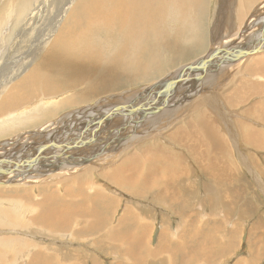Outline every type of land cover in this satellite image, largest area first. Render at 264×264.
Returning a JSON list of instances; mask_svg holds the SVG:
<instances>
[{"label": "bare ground", "instance_id": "6f19581e", "mask_svg": "<svg viewBox=\"0 0 264 264\" xmlns=\"http://www.w3.org/2000/svg\"><path fill=\"white\" fill-rule=\"evenodd\" d=\"M26 14L19 32L0 33V228L31 229L0 235V258L41 259L52 253L36 248L40 237L82 242L114 223L123 233L115 227L103 241L131 238L135 218L127 208L113 222L116 200L93 190L98 177L130 197L159 198L184 175L185 155L219 183L235 170L232 144L250 146L254 161L264 154V0H33ZM233 82L227 100L214 99ZM225 101L243 104L257 126L237 120L236 131L222 120ZM168 129L169 148L160 141Z\"/></svg>", "mask_w": 264, "mask_h": 264}, {"label": "rangeland", "instance_id": "374dc122", "mask_svg": "<svg viewBox=\"0 0 264 264\" xmlns=\"http://www.w3.org/2000/svg\"><path fill=\"white\" fill-rule=\"evenodd\" d=\"M18 2L19 0H12L10 3H8V1L6 0H0V17H2L3 27L5 29L3 31L0 30V33L8 34L11 31L13 33H16L21 30V27L23 25L27 24V18L29 17V14L26 13L31 11L33 0H22V2L19 4ZM50 2L51 0H47V3ZM9 6H14V8L21 7V11L23 13L22 17L17 18L15 16V13L11 14V8H9ZM2 39L3 38L0 39V43L7 46V43H3ZM206 39L208 38L206 37ZM11 41L12 39H10L8 43H10V46L13 47L14 45H12ZM16 49L17 53H15V55L17 57L26 54L21 50L22 47H16ZM202 52H205V50L203 49ZM196 54L199 55L194 56L190 62H194L201 56H203L201 54V50ZM180 66L181 65L179 64V67ZM179 67L176 66L174 69H178ZM240 77L245 80H250L251 82H260L259 79L254 75L240 73ZM235 78H237V76H235ZM152 82L153 80L150 81V83ZM234 83L235 82L229 83L225 86L216 87L214 91L215 94L212 95L214 99L227 100L225 94L229 93L228 88L229 86H233ZM146 84L147 83H145V85ZM134 87L139 88L140 86L137 85ZM221 106L222 108L220 111L222 114V120H229L230 118L233 119L235 121L236 131H240L238 130V125L236 122L237 120H243L254 127L257 126V123H255L253 119L247 117L243 118L244 115L241 111L243 109V104H237L236 107L228 108L225 101L221 104ZM46 111L47 110L41 112L44 113ZM238 114L239 116H237ZM218 123L220 133H225L226 137L229 138L230 136L227 132L229 131V129L227 128L226 124L223 123V127H221L220 119ZM32 124H35V122H31V125ZM257 127L263 129L262 131L264 132V125L259 124ZM169 129L163 132L160 137V141H162V144L168 146V148L171 144L166 141L165 137L168 134ZM231 129H233V127H231ZM206 141L211 142V139L207 138ZM237 145H241L240 151L236 150ZM137 146L132 148V151H134ZM141 148L144 149L143 146H141ZM230 148L233 152V156L236 157L231 165V170L233 171V169H235V173L231 172V179H225L222 182L219 181V183H217V180L210 182L208 178L201 175L200 172H197L196 167L191 162L190 158L187 155L184 156V158L189 162L184 164V169L185 173H187V176L185 177V179L180 180L177 183L176 187L179 190H186L188 188V191H191V193H187V195L185 194L187 203L190 205V209L189 211H186L185 209L186 214H182V216L183 218L192 216L194 220V224L192 223L194 229L192 230L189 229L188 225H181V220L179 221L180 218L178 217L181 214L172 213V205L167 203V200L155 199L153 192L147 194L141 199H136L130 197L126 191L120 190L117 187H114L113 185L107 183L101 177H98L97 187L93 188V190L97 193H102L105 196L111 197L112 199L116 200L117 205L115 208L113 222L119 219L121 213L128 208L135 219H138L140 214V224H150L148 231L144 233L145 235H147L145 244H136V247H139V250L137 252L139 253V257L141 258H143V253L145 252V250H153V248L156 249V247H158V245L162 243L163 238L168 236L167 234L169 231L170 233L177 232L178 228L180 229L179 232H181V235L194 236V238L186 241L182 238L179 242V246H182V250H184L187 245L189 246L186 250V254H191L186 255V257L193 261L192 264H201L202 262L198 261L197 258H193L192 260V255L199 251V253L203 251L205 252L207 251V249H210L208 257L211 260H214V264H264V243L262 241V238L264 237V154H262L261 156H257V159H255V161L257 160V162H255L252 158V156H254V150L250 149V146H247L242 142H236L232 144ZM172 151L178 152V150L175 148H172ZM251 151L253 154L251 153ZM239 152H242L244 155L251 157V160L253 162H243L240 159L241 155H239ZM137 154L142 159V163L145 164L146 161L141 157V154L139 152H137ZM227 154H230L229 149L228 151H225L223 153H218L217 157L220 160L222 156ZM228 162L230 161L228 160ZM98 165L99 164H87L84 167L90 166L92 168H95L97 170V173L99 174L100 171L97 168ZM105 168L106 167H104L102 170H104ZM252 169L254 170V174H252ZM180 177L181 176H177L172 180L177 182ZM235 179H237V181H235ZM241 191V196H239ZM188 195H191L192 197H189ZM238 199L239 204L235 203L236 201H238ZM198 212L201 213V215L198 214ZM23 222H25L24 216ZM207 223L211 224V227H204V224ZM214 223H216V225L218 226L217 229H213L212 226H214ZM254 227H258V229L256 231H253ZM165 228L167 229L165 230ZM30 229L31 228L27 223H24L23 228L20 229L18 227H14L9 222H6L3 224V228H0V235H15L16 231L18 230L29 231ZM161 229H163L166 233L163 235L162 241H160L161 235L158 236V233ZM110 232L111 227L97 233L92 237H84L85 239L87 238L85 241L70 242L71 244L67 239H53V242L51 243L49 241L50 238L40 237L38 243L36 244V248L42 249L43 251L49 249V251L52 253L48 256H43V261L51 260L48 257L63 255V260L58 261V264H91L89 260L90 256L98 258L100 260L99 263L101 264H119L116 262L118 260L117 254H120L119 257H121L125 261L118 262L124 264L128 263L129 260H131V264H139V262L140 264H151V262H149L151 259L156 260V264L157 262H159V260L160 262H162V257L155 254L149 259H143L144 262L140 261L139 259L138 262L134 263V260L131 259V257L129 259H124L122 257V254L124 250L126 251L130 249L129 244L122 245V243L118 244L117 242L115 244L106 245V243H102V239ZM121 233H123V231ZM98 241L100 243H98ZM94 242L98 243L101 247V253L93 249V246L95 245L93 244ZM230 243L232 244V247L230 246ZM1 244L2 245H0V249H8L4 246L8 244L7 241H3ZM223 247H227L230 250L223 249ZM78 253L79 258H75V254ZM84 254H86V257H84ZM197 256L201 255L197 254ZM34 259L35 258H25L23 256L22 258L14 260L10 258H0V264H30V261ZM235 259H237L236 262L234 261Z\"/></svg>", "mask_w": 264, "mask_h": 264}, {"label": "crops", "instance_id": "0c3cea01", "mask_svg": "<svg viewBox=\"0 0 264 264\" xmlns=\"http://www.w3.org/2000/svg\"><path fill=\"white\" fill-rule=\"evenodd\" d=\"M215 156H217V155H215ZM190 160L192 162L191 158H190ZM230 164L232 165V163H230ZM186 176H187V173H184V175L181 176L177 182L174 181V183L170 185V188L163 195L159 196V198L155 197V199L167 200V203H169L170 205H172V203L170 201V198H175L178 201H181V200L185 199L184 201L187 202L186 195H187V193L188 194L191 193V191H188V188L186 190H179L176 187L177 183L180 180L185 179ZM235 181H237V179H235ZM241 193H242V191L240 192L239 196H241ZM189 197H192V196L190 195ZM239 199L235 203L239 204ZM172 207H173L172 213L181 214V215L178 216L180 218L179 221L181 220L180 224L184 225V226L188 225L189 229H191V230L194 229V227L192 225V223L194 224V220H193L192 216L191 217L188 216V218H186V217L183 218L182 214H186L185 211L181 212V210H179L174 205H172ZM215 208H216V206H215ZM189 209H190V205H189V208L186 211H189ZM212 209H214V208H212ZM198 214L201 215V213H199V212H198ZM202 215H204V214H202ZM195 217H194V219H195ZM140 219H141V217H140V214H139L138 219L130 221L131 224H129L128 226L131 229H133L134 233H133L132 237L129 238L128 240H118L116 238H112V239H109L110 241L109 240L103 241V239H104L103 238L102 239V241H103L102 243H106V245L115 244L117 242H118V244L122 243V245L129 244L130 245V249H128L126 251L124 250V252L122 254V257L124 259H129L131 257V259L134 260V263L138 262L139 259H140V261L144 262L143 259H147V258L149 259L154 254L157 255V256H161L162 257V262H160V260H159V262H157V264H192L193 263V261H191L189 258L186 257V255L191 254V253H187L186 254V250H187V248L189 246L187 245L186 248L184 250H182V246H179V242L181 241L182 238L186 241V240H190V239L194 238V236L181 235V232H179L180 229H178V228H177V232L170 233V231H169L168 234H167L168 238L164 237L163 241H162V237L166 233H165V231L163 229H161L160 232L158 233V236L161 235L160 241H162V243H160L158 245V247H156V249L153 248V250H151V249L145 250V252L143 253V258L139 257V253L137 252L139 250V247H136V244H141V243L145 244V241L147 240V235H145L144 233L147 232L149 227H150V224H140L139 223ZM184 222H186V223H184ZM213 225H214V226H212L213 229H217L218 228L216 223H214ZM208 226L211 227V224H209V223L204 224V227H208ZM115 227H118V228H120V230H123V228L125 226L124 225H120L119 223H114V224L111 225V232L108 233L107 235L115 234L114 233ZM166 229L167 228H165V230ZM257 229H258V227H254L253 231H256ZM231 239H232V237H231ZM49 241L52 243L53 242V238H50ZM262 241L264 243V237L262 238ZM68 242L70 243L72 241H68ZM98 243H100V242L98 241ZM98 243H95V245L93 246V249H95L97 252L101 253V247L99 246ZM155 245H156V243H155ZM152 246H153V244H152ZM230 246L232 247L231 243H230ZM257 246H259V245H257ZM131 247H132V249H131ZM220 247H221V245H220ZM223 249L230 250L227 247L226 248L223 247ZM213 250H214V247H213ZM199 252H196L194 254L192 252L193 255H192L191 259L193 260V258H197L198 261L202 262L201 264H214V260H211L208 257V253L210 252V249H207V251H205V252L204 251L201 252V253H199ZM197 254H200L201 256H197ZM117 256H118V260L116 262L119 263V264H124V263H121L122 261L123 262H125V261L121 257H119L120 254H117ZM63 257H64L63 255L56 256V257H48L51 260H47V261H43L42 258L41 259H37V260H31L30 264H58V261H62ZM84 257H86V254H84ZM75 258H79V253L75 254ZM89 260H90L91 264H93V263L94 264H101V263H99L100 260L98 258H96V257L90 256ZM118 261H121V262H118ZM130 261L131 260H129L128 263H126V264H131ZM234 261L236 262L237 259H235ZM149 262H151V264H156V260H153V259H151ZM147 263H148V261H147ZM139 264H140V262H139Z\"/></svg>", "mask_w": 264, "mask_h": 264}]
</instances>
